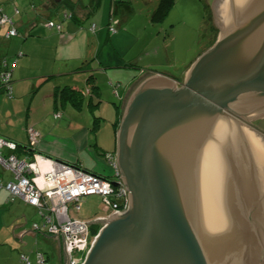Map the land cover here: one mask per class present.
<instances>
[{
	"label": "water",
	"instance_id": "water-1",
	"mask_svg": "<svg viewBox=\"0 0 264 264\" xmlns=\"http://www.w3.org/2000/svg\"><path fill=\"white\" fill-rule=\"evenodd\" d=\"M213 13L220 35L183 83L150 74L129 95L116 149L128 208L95 222L84 264H264V0Z\"/></svg>",
	"mask_w": 264,
	"mask_h": 264
},
{
	"label": "crops",
	"instance_id": "crops-1",
	"mask_svg": "<svg viewBox=\"0 0 264 264\" xmlns=\"http://www.w3.org/2000/svg\"><path fill=\"white\" fill-rule=\"evenodd\" d=\"M71 1L78 3L77 19L66 0H0V7L18 31V35L8 37L11 26L0 27V137L19 145L16 154L21 159L31 161L39 155L108 177L105 161L107 154H116L124 106L135 82L147 71L137 66L140 72L128 73L121 62L115 64L118 54L104 55L103 51L108 42L113 49L119 46L123 36L117 31L110 37L111 21L126 27L134 8L129 0H112L110 8L106 4L103 14L97 15L102 3L93 10L91 0ZM121 6L123 10L118 9ZM49 21L61 25V31L47 27ZM5 62L12 71L11 96L2 87ZM117 77H128L125 84L117 82L119 96L113 86ZM64 91L77 92L78 96L71 98ZM57 113L62 116L56 118ZM30 126L41 134L33 148L27 131ZM0 179L10 182L13 174L0 166ZM43 221L36 207L11 197L6 189L0 190V264H26L22 255L37 264L41 251L34 252L26 242L33 240L37 245L44 244L48 262L53 258L66 264L61 241L44 229H33L35 223L42 225Z\"/></svg>",
	"mask_w": 264,
	"mask_h": 264
},
{
	"label": "built area",
	"instance_id": "built-area-1",
	"mask_svg": "<svg viewBox=\"0 0 264 264\" xmlns=\"http://www.w3.org/2000/svg\"><path fill=\"white\" fill-rule=\"evenodd\" d=\"M111 22L110 32L117 33L116 22L115 24L113 20ZM6 25L11 26L8 37L18 35L13 19L0 7V27ZM47 27L56 28L59 31L62 28L61 25L51 21L47 23ZM95 28L96 25H93L92 30L94 31ZM3 68L2 87L11 96L12 71L6 62ZM113 86L115 94L119 96L120 85ZM61 116V113L56 114V118ZM27 131L30 146L36 147L41 138L40 132L32 126L28 127ZM18 149L19 145L16 142L0 137V166L13 174V180L10 182L4 183L0 179V190L6 189L11 197H19L36 207L44 221L42 225L35 223L33 229L35 231L44 229L47 234L56 237L62 244L66 243L70 264H84L99 234H92V225L98 224L95 223L96 221H105L116 213H122L128 208L129 190L121 180L116 154H107V159L115 172L114 177L109 178L87 171L78 165L57 162L39 155L31 161L21 159L16 154ZM4 151H8V154H4ZM39 158L48 164L46 170L40 167ZM113 182H117L118 186H115ZM91 195L102 197L106 213L92 220L77 217L76 214L81 210L82 198ZM99 226L101 230L103 227ZM22 260L26 264H31L26 255H22ZM37 264H47L43 253L37 254Z\"/></svg>",
	"mask_w": 264,
	"mask_h": 264
},
{
	"label": "rangeland",
	"instance_id": "rangeland-1",
	"mask_svg": "<svg viewBox=\"0 0 264 264\" xmlns=\"http://www.w3.org/2000/svg\"><path fill=\"white\" fill-rule=\"evenodd\" d=\"M129 1L134 8V12L131 13L132 17L128 20L129 24L127 22L126 27L121 28L113 20L118 32L123 33L120 44L114 46L113 49L111 43L108 42L103 51L104 55L107 52L118 54L115 64L121 62L125 68L128 67V73L137 74L140 72L137 66L143 67L147 71L135 82L131 93L151 73L165 75L183 83L187 71L216 42L220 35L221 29L217 26L213 13L214 0H176L174 8L166 20L159 24L153 23L152 19L160 0ZM111 3L112 0H103L97 15L103 14L106 4L110 8ZM118 9L123 10V7H118ZM118 15L121 16V11ZM115 35L116 33L112 32L110 37L113 38ZM106 38H109L108 32H106ZM121 70L124 71L123 68ZM127 78L123 80L117 77L114 83L118 85L117 82L120 81L125 84ZM254 127L264 136V119L255 122ZM105 163L110 171L107 176L113 178L114 168L107 160ZM105 213L102 197L91 195L82 198L81 210L76 216L84 220H92ZM104 225L105 223H101V227ZM26 242L30 244L29 249L34 252H48L44 249V244L37 245L36 240ZM47 264H59V262L52 258L50 262L47 261Z\"/></svg>",
	"mask_w": 264,
	"mask_h": 264
},
{
	"label": "trees",
	"instance_id": "trees-1",
	"mask_svg": "<svg viewBox=\"0 0 264 264\" xmlns=\"http://www.w3.org/2000/svg\"><path fill=\"white\" fill-rule=\"evenodd\" d=\"M91 1H92L93 10H97L103 0H91ZM118 1L122 2L125 0H118ZM175 3H176V0H160L159 6H158L157 10L155 11L153 19H152L153 23L159 24V23L164 22L166 20L167 16L170 14L172 9L174 8ZM65 4L67 7H69L72 10L73 18L77 19V15H75V9L77 8L78 3L73 2L71 0H66ZM92 79H93V77L89 78V81L91 83H92V81H91ZM92 88H94V90H95L97 87L95 85H93V83H92ZM64 92H65V95H68L71 98H74V97L77 98V96H78V93L74 92V91H70V92L64 91ZM91 231H92L93 235H97L100 231V226L97 224L92 225ZM39 253H43V252H39ZM43 254L45 255V253H43Z\"/></svg>",
	"mask_w": 264,
	"mask_h": 264
},
{
	"label": "bare ground",
	"instance_id": "bare-ground-1",
	"mask_svg": "<svg viewBox=\"0 0 264 264\" xmlns=\"http://www.w3.org/2000/svg\"><path fill=\"white\" fill-rule=\"evenodd\" d=\"M40 167L43 169V170H46V164H44L43 162H41V164H40Z\"/></svg>",
	"mask_w": 264,
	"mask_h": 264
},
{
	"label": "flooded vegetation",
	"instance_id": "flooded-vegetation-1",
	"mask_svg": "<svg viewBox=\"0 0 264 264\" xmlns=\"http://www.w3.org/2000/svg\"><path fill=\"white\" fill-rule=\"evenodd\" d=\"M98 225V224H97ZM99 225H101V224H99Z\"/></svg>",
	"mask_w": 264,
	"mask_h": 264
}]
</instances>
